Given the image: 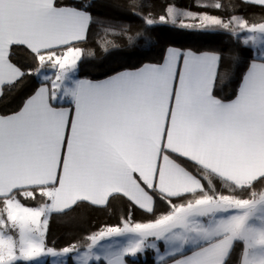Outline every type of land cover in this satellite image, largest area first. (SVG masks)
<instances>
[{"label":"snow or ice","instance_id":"6c2138e0","mask_svg":"<svg viewBox=\"0 0 264 264\" xmlns=\"http://www.w3.org/2000/svg\"><path fill=\"white\" fill-rule=\"evenodd\" d=\"M242 2L264 8V0ZM93 7L92 0H0V96L29 74L52 72L18 110L0 113V264H34L43 256L51 264H66L65 257L73 264H127L126 257L147 249L157 264H264V191L255 190L257 182L264 185V22L183 13L199 21L183 28L225 30L243 47L259 49L226 100L214 89L218 75L231 74L227 48L168 47L162 62L102 81L79 78V45L88 42L92 26L109 23L106 34L127 28L98 20ZM116 7L145 19L141 12L152 5L125 0ZM213 7L229 9L220 2ZM166 13L175 24L176 8L166 5ZM159 21L166 23L165 15ZM13 46L31 51L35 71L12 61ZM213 176L231 194L206 189L202 180ZM150 191L168 204L166 213L156 216ZM121 195L155 218L102 227L84 247L48 246L50 214ZM37 196L44 201L39 207L21 202ZM185 196L191 198L172 202ZM109 238L114 243H102ZM159 241L167 245L163 253Z\"/></svg>","mask_w":264,"mask_h":264},{"label":"trees","instance_id":"16d2710c","mask_svg":"<svg viewBox=\"0 0 264 264\" xmlns=\"http://www.w3.org/2000/svg\"><path fill=\"white\" fill-rule=\"evenodd\" d=\"M65 2L76 5L78 0H65ZM92 2L93 14L98 20L115 21L121 25H127V28L124 31L109 30L106 34L105 28H109V23H98L92 26L88 42L79 45L84 49V54L78 61L79 78L99 80L120 71L133 70L145 63L162 62L168 47H177L185 51L210 52L227 48L232 55V59L227 61L231 67V74L224 79H220L218 75L214 89L218 97L226 100L234 98L254 50L250 46L243 47L241 43H237L235 37L225 30L209 31L181 27L182 24L199 23L198 20L183 13L191 11L198 15L210 14L222 19L236 15L249 20L250 24L264 22V8L244 4L242 0H147L152 7L141 12V15L146 13L145 19L120 14L116 5L123 4L125 0H92ZM217 2L228 4L229 9L216 10L213 5ZM232 4L239 7L232 8ZM166 5L175 7L180 13L175 24L172 23V17L166 13ZM161 15H165L166 23L159 21ZM149 18L154 20L151 26L145 23V20ZM129 37L133 39L129 41ZM242 39L243 35H241V41ZM89 49L93 52L92 56L86 55ZM12 53V61L25 71L31 73L37 69V61L26 47L13 46ZM40 85L41 79L37 75L29 74L24 78L22 85L10 92L5 90L4 95L0 97V113L18 110ZM179 162L195 174V166L190 161L180 159ZM209 180L211 184L208 183ZM202 182L206 189L214 188L218 193L231 194L230 189L219 177H204ZM255 190L264 191V185L257 182ZM150 194L154 196L156 216L166 213L169 206L158 192L150 191ZM188 198L191 197L174 198L172 202L183 203ZM21 202L30 207H39L44 203L39 196L35 199L21 198ZM154 218L122 195L116 198L110 197L108 203L103 206L83 202L68 210L52 213L49 217L46 239L48 246H54L57 250L72 244L84 247L88 243L87 237L102 227L123 226L126 219L129 222H148ZM127 263L157 264L151 250H147L145 254L137 258L127 257ZM66 264H73V260L68 258Z\"/></svg>","mask_w":264,"mask_h":264},{"label":"crops","instance_id":"0c3cea01","mask_svg":"<svg viewBox=\"0 0 264 264\" xmlns=\"http://www.w3.org/2000/svg\"><path fill=\"white\" fill-rule=\"evenodd\" d=\"M177 48V47H176ZM180 49V48H179ZM253 50H254V48H253ZM185 51V50H184ZM187 51V50H186ZM254 52H255V50H254ZM166 55V54H165ZM248 70V69H247ZM125 71V70H124ZM121 72V71H120ZM247 72V71H246ZM245 72V73H246ZM119 73V72H118ZM117 74V73H116ZM115 75V74H114ZM113 76V75H112ZM109 77H111V76H109ZM109 77H106V78H103V79H99V80H94V81H102V80H105V79H107V78H109ZM81 79H85V78H81ZM89 80H91V79H89ZM1 97V96H0ZM64 107H70V105H67V104H64L63 105ZM203 183V182H202ZM111 197V196H110ZM109 197V198H110ZM109 201V200H108ZM132 202V201H131ZM134 205H135V203L134 202H132ZM106 205V204H105ZM98 206H103V205H98ZM137 206V205H136ZM72 207V206H71ZM70 207V208H71ZM137 207H139V206H137ZM140 208V207H139ZM154 208H155V200H154ZM141 209V208H140ZM61 211H65V210H61ZM60 211V212H61ZM144 211H146V210H144ZM54 213V212H53ZM50 216V215H49ZM115 239H118L119 241H120V243H124L125 242V240H126V238H124V237H120V238H115ZM150 241H151V238H150ZM102 243H104V244H111V243H114V239H112V238H109V239H106L105 241H102ZM159 243V245H160V248H161V253H163L164 251H166L167 250V245L163 242V241H159L158 242ZM148 250V249H147ZM147 250H145V251H142V252H140V253H137L136 254V256L135 257H131V256H129L130 258H137V257H139L140 255H143V254H145V252L147 251ZM152 251V253H153V255H154V258H155V261L157 262V255H156V253L153 251V250H151ZM190 254V253H189ZM43 258H46V260L45 259H43ZM41 259V260H40ZM59 259V258H58ZM65 259V261H66V263H67V260H68V257H65L64 258ZM43 260V261H42ZM51 261H52V258L51 257H48V256H43V257H41V258H39V259H37L35 262H34V264H45L46 262H49L50 264H51ZM126 261H127V257H126ZM128 264V263H127Z\"/></svg>","mask_w":264,"mask_h":264},{"label":"rangeland","instance_id":"374dc122","mask_svg":"<svg viewBox=\"0 0 264 264\" xmlns=\"http://www.w3.org/2000/svg\"><path fill=\"white\" fill-rule=\"evenodd\" d=\"M246 31V30H245ZM251 47V46H250ZM252 48V47H251ZM253 49V48H252ZM254 50H255V52H258L259 51V49H257V48H254ZM44 74H48V75H52V72L50 71V70H41V72H40V74L38 75V78H40L41 79V82H42V78H43V75ZM26 206V205H25ZM28 207H30V206H28ZM164 213V212H163ZM162 213V214H163ZM51 215V214H50ZM50 217V216H49ZM49 217H48V219H49ZM43 219V218H42ZM161 245V244H160ZM148 250H151V249H148ZM43 259H45L46 260V258H43ZM41 260V259H40ZM43 261V260H42Z\"/></svg>","mask_w":264,"mask_h":264}]
</instances>
